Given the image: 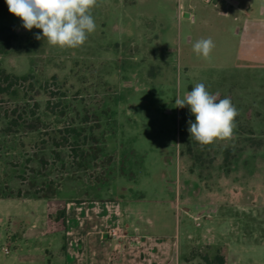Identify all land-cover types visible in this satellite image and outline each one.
<instances>
[{
  "label": "rangeland",
  "instance_id": "1",
  "mask_svg": "<svg viewBox=\"0 0 264 264\" xmlns=\"http://www.w3.org/2000/svg\"><path fill=\"white\" fill-rule=\"evenodd\" d=\"M235 1L98 0L95 32L60 49L0 0V25L17 33L0 68L33 73L39 89L3 99H35L39 119L7 131L0 117V264L26 253L5 236L24 213L43 230L59 223L63 199L113 193L140 202L137 214L155 210V221L167 209L168 230H190L174 264L217 251L226 264H264V0ZM206 38L215 43L209 60L192 50ZM197 83L238 109L230 139H190L195 116L175 99Z\"/></svg>",
  "mask_w": 264,
  "mask_h": 264
},
{
  "label": "crops",
  "instance_id": "2",
  "mask_svg": "<svg viewBox=\"0 0 264 264\" xmlns=\"http://www.w3.org/2000/svg\"><path fill=\"white\" fill-rule=\"evenodd\" d=\"M125 199L119 193L63 199L59 223L43 230L24 213L26 223H12L5 236L26 253L15 254L9 264H174L187 254L190 230H168L161 215L167 209L157 210L161 218L155 221L149 216L155 210L145 206L137 214L132 207L141 203L131 199L126 205ZM111 227L117 236L107 235Z\"/></svg>",
  "mask_w": 264,
  "mask_h": 264
},
{
  "label": "clouds",
  "instance_id": "3",
  "mask_svg": "<svg viewBox=\"0 0 264 264\" xmlns=\"http://www.w3.org/2000/svg\"><path fill=\"white\" fill-rule=\"evenodd\" d=\"M11 14L22 21L24 29H40L37 40L49 46L76 49L85 44L97 25L93 9L98 0H5ZM215 43L211 38L199 39L192 50L205 60L211 58ZM176 107L188 106L195 121H188L190 139L201 146L216 140L230 139L236 127L238 109L230 98L210 93L203 83H197L183 98L175 99Z\"/></svg>",
  "mask_w": 264,
  "mask_h": 264
},
{
  "label": "trees",
  "instance_id": "4",
  "mask_svg": "<svg viewBox=\"0 0 264 264\" xmlns=\"http://www.w3.org/2000/svg\"><path fill=\"white\" fill-rule=\"evenodd\" d=\"M16 37L17 33L12 25H0V53L5 52L10 46L11 42L16 39ZM52 78L55 80L54 75ZM35 80L34 74L31 72L15 74L0 68V117L6 119L5 129L7 131H14L20 126H24L25 128L29 129L36 128L37 124L35 122H38L39 118L37 115L38 104L35 99L33 100V103L30 105V107H23L27 103H24L23 105L17 102L8 104L3 100L4 95H16L19 90L23 95H26L27 98L33 99L32 91H39L38 88H34ZM53 94L54 93L51 89V91H49V96H52ZM2 103L7 104L2 105ZM48 105H52L50 101H48ZM51 110L53 111L54 109ZM60 112H62V109ZM70 130L75 132L74 128H71ZM68 141L69 140L64 137V141L60 144H66ZM69 143L70 145L72 144L71 141H69ZM91 149V154L95 155L98 153L96 152L98 151L96 147H92ZM76 151L77 149L72 148V152L75 153V155ZM201 259L202 263L197 264H226V256L219 251L215 252L213 256L203 254Z\"/></svg>",
  "mask_w": 264,
  "mask_h": 264
},
{
  "label": "built area",
  "instance_id": "5",
  "mask_svg": "<svg viewBox=\"0 0 264 264\" xmlns=\"http://www.w3.org/2000/svg\"><path fill=\"white\" fill-rule=\"evenodd\" d=\"M106 233H107V235L112 236V237H115L119 234L118 230L115 227H111V228L107 229ZM4 251L7 252L8 249L4 248Z\"/></svg>",
  "mask_w": 264,
  "mask_h": 264
},
{
  "label": "water",
  "instance_id": "6",
  "mask_svg": "<svg viewBox=\"0 0 264 264\" xmlns=\"http://www.w3.org/2000/svg\"><path fill=\"white\" fill-rule=\"evenodd\" d=\"M183 14L189 16V13L188 12H184Z\"/></svg>",
  "mask_w": 264,
  "mask_h": 264
}]
</instances>
